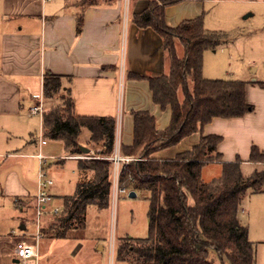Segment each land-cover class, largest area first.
<instances>
[{"label": "crops", "instance_id": "crops-1", "mask_svg": "<svg viewBox=\"0 0 264 264\" xmlns=\"http://www.w3.org/2000/svg\"><path fill=\"white\" fill-rule=\"evenodd\" d=\"M81 1L0 0V264H19L15 258L18 241L35 243V233H29L27 226L34 224L35 195L42 168L49 177L63 170L67 163H74V193L61 195L57 183L50 188L52 204L60 208L58 217L63 211V198L75 194L84 174L92 177V173L78 170L82 160L70 157L61 141L44 138L42 115L29 113L31 107L40 103L39 96L44 112L57 107L61 98L67 96L75 117L113 118V152L129 159L132 157L123 155L121 149L133 144L134 112L151 114L157 131L165 130L171 121L170 108L161 109L153 103L144 79L157 78L169 71L162 40L152 29L140 28L133 22V15L143 12L149 0H97L92 5ZM252 6L264 9V0L185 1L165 9V23L174 28L201 17L204 28L210 31L213 20L230 18L236 11L242 15ZM79 16L82 26L77 33ZM177 46L183 53L182 47ZM206 53L201 76L215 80L212 67L205 66ZM45 74L60 77L62 90L52 99L43 97ZM244 83L246 103L253 107L251 112L235 119L214 118L199 131L152 157L173 159L190 151L202 137L214 135L221 137L216 150L222 162L239 159L242 170L253 166L248 162L250 148L254 145L264 152V81L252 79ZM79 139L87 141V133L83 131ZM86 216L87 209L85 221L68 225L60 238L56 232L64 228H60L57 218L54 236L41 234L37 241L38 264H70L69 258L51 249V245L66 239L68 232L71 237L82 238L73 232L78 228L84 233ZM111 248L116 251L113 241Z\"/></svg>", "mask_w": 264, "mask_h": 264}, {"label": "trees", "instance_id": "trees-1", "mask_svg": "<svg viewBox=\"0 0 264 264\" xmlns=\"http://www.w3.org/2000/svg\"><path fill=\"white\" fill-rule=\"evenodd\" d=\"M206 0H149L147 8L133 15L140 28H150L162 40L169 63L166 75L144 77L152 93L153 103L161 109L170 108L171 121L163 131L155 128V119L148 112H134L133 144L121 153L135 160L120 172L118 187L128 193L142 192L148 202V236L144 239H122L116 247L118 261L126 264L129 255L136 264H255L254 246L248 240L246 226L240 224L238 212L247 194L264 189V152L257 146L250 148L248 162L258 165L251 174L242 173V162H222L216 148L221 137L205 136L190 151L173 159H155V152L175 146L182 139L199 131L214 118L235 119L251 112L246 103L245 86L235 80H207L201 76L205 51L221 45L219 36L207 31L201 17L182 22L174 28L165 23V9L185 2ZM84 5L97 0H82ZM77 33L82 26L78 17ZM183 49L181 56L178 46ZM130 78L141 76L130 75ZM191 81V82H190ZM191 83V90L189 89ZM62 90L59 76L45 74L42 91L45 99H52ZM182 95V96H181ZM62 107L42 114L45 139L61 141L66 153L80 154L78 140L83 131L89 142L104 147L101 156L78 163L84 174L73 196L63 198L59 217L63 237L68 225L82 224L86 209L109 207L111 195V162L106 159L114 150L115 120L113 118L75 117L71 100ZM140 151L139 155L138 152ZM211 163H219L220 176L209 182L202 180L201 170Z\"/></svg>", "mask_w": 264, "mask_h": 264}, {"label": "rangeland", "instance_id": "rangeland-1", "mask_svg": "<svg viewBox=\"0 0 264 264\" xmlns=\"http://www.w3.org/2000/svg\"><path fill=\"white\" fill-rule=\"evenodd\" d=\"M249 8L250 11L248 10L249 12L242 15L236 11L232 17L213 20L210 24L213 27L210 32L217 34L222 42L220 46L214 50H208L206 53L205 66L206 68L212 67L215 80L229 81L232 79L249 82L254 79L259 82L264 81V9L258 6ZM245 16L246 19H244ZM217 27H219L218 30ZM178 51H180L178 54L181 56V48ZM253 68L255 69L254 72L252 71ZM191 86L189 83L190 90ZM63 98L66 100L67 96ZM62 105L63 101L61 100L59 105L53 108L62 107ZM84 133L87 132L84 131ZM87 136V141L78 140V146L86 148L89 153L70 155V157L86 161L101 156L99 153L104 152V147L101 143L89 142L88 133ZM139 153L140 151L138 155ZM130 159L131 161L135 160L134 158ZM73 167L74 163L69 162L63 170H58L49 176L53 183L60 186L61 195L67 196L74 193L75 168ZM257 168L253 165L243 169L242 173L249 175ZM112 173L111 166V181ZM220 173V165L208 164L201 170L202 180L209 182L219 177ZM111 183L112 192L109 207L103 210H98L94 206L88 207L84 233H80L78 228H75L73 234H78L82 238L71 237V232H68L66 239L56 240L51 245V249L53 248L57 253L61 252L62 255L69 258L70 264H78L79 262L126 264L117 260L114 248L111 251L112 241L117 247L122 239H144L148 236L146 194L138 192L133 198L128 196L129 193L120 194L113 200L111 197L113 181ZM47 214L44 220V217L40 220V232L51 238L54 236L55 231L53 229L57 224L59 215ZM238 219L241 225L247 227L248 240L254 246L255 264H264V189L261 193L247 194L244 197L238 212ZM27 231L35 233V224L27 226ZM128 257L130 258L129 262L132 260L136 264L131 254ZM215 263L219 264L218 261Z\"/></svg>", "mask_w": 264, "mask_h": 264}, {"label": "built area", "instance_id": "built-area-1", "mask_svg": "<svg viewBox=\"0 0 264 264\" xmlns=\"http://www.w3.org/2000/svg\"><path fill=\"white\" fill-rule=\"evenodd\" d=\"M43 1L52 2L54 0ZM38 98L40 99V103L36 106L31 107L29 110V113L32 115H42L44 112V108L41 102L42 96H39ZM106 159H108L112 165L113 193L111 197L113 200H115L118 195L128 193L126 190L120 189L118 187V180L121 170L127 163H129V161H131V159L121 157L118 151L113 152L111 156ZM52 186V180L47 176L45 170L42 168L38 175L37 191L35 195V243L29 244L25 241H18L15 244V258L18 260L19 264H38L39 253L37 241L41 238L40 220L47 213L52 215H58L60 213V208L52 204L53 196L50 194V188ZM111 251H113L112 248Z\"/></svg>", "mask_w": 264, "mask_h": 264}, {"label": "water", "instance_id": "water-1", "mask_svg": "<svg viewBox=\"0 0 264 264\" xmlns=\"http://www.w3.org/2000/svg\"><path fill=\"white\" fill-rule=\"evenodd\" d=\"M79 150L81 151L82 154H88V153H89V150H87L86 148H84V147H82V146H79ZM128 196H129L130 198H133V197L136 196V193H134V192H130V193L128 194Z\"/></svg>", "mask_w": 264, "mask_h": 264}]
</instances>
